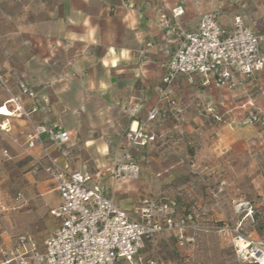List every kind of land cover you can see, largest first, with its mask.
Segmentation results:
<instances>
[{"label": "crops", "instance_id": "0c3cea01", "mask_svg": "<svg viewBox=\"0 0 264 264\" xmlns=\"http://www.w3.org/2000/svg\"><path fill=\"white\" fill-rule=\"evenodd\" d=\"M177 5L185 9L180 20L187 29H196L204 13L219 10L223 23L231 24L232 17L241 13L258 33H264V23L249 19L232 0H0V71L10 80L17 73L19 82L34 92V97L23 96V103L27 108L38 105L32 113L35 124L69 131L66 143H47L51 156L70 169L99 175L108 191L120 190L119 182L138 178L140 170L146 177L154 175L156 164L162 168L157 175L169 174L180 165L181 149H165L162 159H157L147 154L155 143L141 147L126 138L127 131L147 122L157 106L159 114L149 122L156 131L178 129L182 133L179 140L192 132L210 136L213 142L197 147L196 155L211 167L217 166L212 164L215 159L224 160L228 168L258 167V178L264 169V74L247 80L236 75L231 89L206 87L198 76L181 74L169 91L178 98L182 112L176 115L160 100L164 64L180 38L167 35L158 21L162 12L171 14ZM261 50L264 57V42ZM4 83L0 82L2 90ZM11 85L21 95L19 85ZM9 98L1 105L8 107ZM208 105L225 121L214 120L206 111ZM250 109L260 119L243 124ZM172 117L181 120L173 125L168 122ZM22 120L29 129L27 120ZM32 151L39 158L44 155L39 146ZM131 160L139 170L116 180V164ZM247 175L238 181H245ZM49 181L53 187L47 194L53 208L60 197L50 177ZM114 196L124 208H132L143 196L177 201L170 196L139 194L131 187H123ZM180 212L186 211L180 206Z\"/></svg>", "mask_w": 264, "mask_h": 264}, {"label": "built area", "instance_id": "2783aa9c", "mask_svg": "<svg viewBox=\"0 0 264 264\" xmlns=\"http://www.w3.org/2000/svg\"><path fill=\"white\" fill-rule=\"evenodd\" d=\"M184 11L182 5H177L171 8V14L162 12L158 21L167 35L180 38L164 64L163 86L159 88L160 100L176 115L182 112V107L169 87L181 74L198 76L206 87L230 89L236 85V75L247 80L264 74L261 50L264 33H258L241 13L232 17L231 24H225L221 12L211 10L202 15L196 29H187L180 20ZM0 80L3 82L1 75ZM4 86L10 93L7 101L10 116H24L30 126L19 130L24 140H17L18 144L33 157L35 169L44 171L53 180L60 202L50 209L55 227L42 241L27 232L15 236L0 232V264H155L145 258L144 250L156 236L173 232L177 247L183 249L195 241L190 231L223 229L216 223L201 221L195 211L181 214L175 199L143 196L132 208L122 207L104 188L99 175L70 169L51 156L47 143L64 144L70 133L59 126L34 123L32 113L38 110V105L33 103L27 108L23 103V96L34 97L28 85L20 82L21 95L14 94L5 83ZM159 111V106L155 107L147 122L127 131L126 138L131 144L145 147L156 140L149 122L157 118ZM206 111L214 120L223 121L214 106L208 105ZM259 119L260 114L250 109L242 123L253 124ZM37 146L42 149V158L31 153ZM138 170L133 160L120 161L113 177L118 180ZM233 245L239 259L264 264L263 241L249 239L236 229Z\"/></svg>", "mask_w": 264, "mask_h": 264}, {"label": "rangeland", "instance_id": "374dc122", "mask_svg": "<svg viewBox=\"0 0 264 264\" xmlns=\"http://www.w3.org/2000/svg\"><path fill=\"white\" fill-rule=\"evenodd\" d=\"M232 3L239 6L249 19L264 23V0H232ZM4 73L0 71L2 80L18 95L17 88L11 85V82L20 84L17 73L14 72L11 80ZM7 96L10 97V93L6 87L5 90L0 87V106L4 105L2 101ZM30 103L28 100L26 105ZM23 118L15 115L8 120L0 116V232L8 236L27 232L42 241L55 226L50 215L54 203L47 194L53 186L48 175L35 169L33 157L18 144L24 140L19 131L26 128ZM172 118L168 122L173 125L181 120ZM224 121L223 117L221 122ZM153 129L156 131L155 127ZM177 130L173 129L175 133L156 131L157 138L152 142L155 147L148 149L147 154L162 159L165 149H181L179 166L169 174L157 175L162 168L156 164L154 175L146 177L140 170L138 178H130L124 183L120 181L118 187H131L139 194L156 197H175L182 210L195 211L201 221L216 223L223 229L190 231L195 241L183 249L177 247L175 233L165 232L149 242L144 255L155 264H257L237 257L233 239L238 229L247 238L264 242V169L261 168L262 174L258 178V167L228 168L221 159L212 161L219 167H211L208 161H202L196 155L197 147L209 146L213 142L210 136H195L192 132L183 135L184 140H179L182 133ZM146 160L145 157L142 163ZM242 174L250 175L240 182L238 179ZM120 190H109V194L114 196Z\"/></svg>", "mask_w": 264, "mask_h": 264}, {"label": "snow or ice", "instance_id": "6c2138e0", "mask_svg": "<svg viewBox=\"0 0 264 264\" xmlns=\"http://www.w3.org/2000/svg\"><path fill=\"white\" fill-rule=\"evenodd\" d=\"M11 112L7 106H0V116H10Z\"/></svg>", "mask_w": 264, "mask_h": 264}]
</instances>
